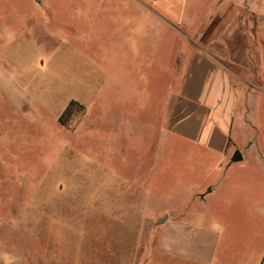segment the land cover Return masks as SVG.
I'll return each mask as SVG.
<instances>
[{
	"label": "rangeland",
	"instance_id": "obj_1",
	"mask_svg": "<svg viewBox=\"0 0 264 264\" xmlns=\"http://www.w3.org/2000/svg\"><path fill=\"white\" fill-rule=\"evenodd\" d=\"M193 4L177 34L184 52L223 44L226 9L245 6L199 0L193 17ZM262 36L241 73L253 80L257 59L264 88ZM175 43L137 0H0V264H143L155 222L193 197L190 213L217 214L200 223L222 231V259L261 264L264 210L240 204L264 205V164L246 158L264 154V91L241 99L249 122L238 115L229 160L240 151L244 161L216 171L204 149L159 135ZM72 101L85 110L62 124ZM210 184L216 193L202 201Z\"/></svg>",
	"mask_w": 264,
	"mask_h": 264
},
{
	"label": "crops",
	"instance_id": "obj_2",
	"mask_svg": "<svg viewBox=\"0 0 264 264\" xmlns=\"http://www.w3.org/2000/svg\"><path fill=\"white\" fill-rule=\"evenodd\" d=\"M137 1L165 23L176 42L171 52L172 66L169 69L170 63L166 65L165 77L162 78L165 86L163 84L158 96L162 116L158 127L161 141L172 137L204 149L211 155L200 158L215 162L216 171L225 165L229 168L233 163L243 162L245 156L242 153L239 161L229 159L233 152V131L238 115H241L242 126L249 122L247 119L250 111H242L241 99L249 97L250 91H264L257 59L253 80L241 73L249 65L247 62H251L250 56L254 59L253 56L257 54L258 41L263 40L264 0H223L229 7L233 2L245 4L240 5L238 11H233L232 7L226 9L225 32L230 36L223 44H218L215 39L200 44L195 42L192 52H184L178 47L177 36L179 28L189 23L187 14L191 0ZM218 1L221 0H214L215 3ZM250 2L256 3L254 15L246 12L249 7L246 5ZM192 3L194 17L199 0H192ZM216 15L217 12L210 14L208 23H204L201 28H205L206 24L210 27ZM201 28L198 29L200 33ZM213 32L218 33L216 30ZM249 35L253 36L252 43L248 41ZM246 143L247 150L255 145V141ZM247 156V160L256 159L264 164V154L248 153ZM257 177L262 183L264 173ZM215 190V184H210L208 191L198 197L206 201L216 193ZM192 199L195 201V197ZM192 199L181 206V211L163 214L155 222L160 229L154 242V253L143 264H232L220 256L223 233L218 225L200 223L205 219L217 220V214L209 208L190 213L187 205L192 203ZM240 206H248V209L257 212L264 210V205L258 202ZM261 264H264V256Z\"/></svg>",
	"mask_w": 264,
	"mask_h": 264
},
{
	"label": "trees",
	"instance_id": "obj_3",
	"mask_svg": "<svg viewBox=\"0 0 264 264\" xmlns=\"http://www.w3.org/2000/svg\"><path fill=\"white\" fill-rule=\"evenodd\" d=\"M76 110H80L82 112H84V107L82 105H79L77 102L72 101L70 102V104L67 106V108L64 110V112L62 113L61 117H60V123L63 124V120L65 118H70L72 116L75 115Z\"/></svg>",
	"mask_w": 264,
	"mask_h": 264
},
{
	"label": "water",
	"instance_id": "obj_4",
	"mask_svg": "<svg viewBox=\"0 0 264 264\" xmlns=\"http://www.w3.org/2000/svg\"><path fill=\"white\" fill-rule=\"evenodd\" d=\"M242 156H241V152L240 151H236L232 157V161L233 162H236V161H239L241 160Z\"/></svg>",
	"mask_w": 264,
	"mask_h": 264
}]
</instances>
